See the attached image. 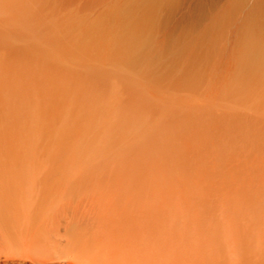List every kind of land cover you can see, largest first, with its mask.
Here are the masks:
<instances>
[{
  "label": "rangeland",
  "instance_id": "rangeland-1",
  "mask_svg": "<svg viewBox=\"0 0 264 264\" xmlns=\"http://www.w3.org/2000/svg\"><path fill=\"white\" fill-rule=\"evenodd\" d=\"M98 1L85 0L80 21L69 15L66 0H0V208L11 217L53 215V198L41 205L28 198L41 188L53 196L63 193L45 182H135L165 208L164 264L221 260L229 251L226 243L233 242L230 234L242 228L234 219L242 208L235 203L264 193L263 133L250 127L257 138L230 137L232 149L205 126H191L190 112L245 109L229 96L227 84L264 94V69L248 63L241 51L231 52L240 42L217 37L215 46L204 47L212 59L200 69L172 64L192 80L172 84L149 67L150 48L161 39L156 23H122L126 15L166 8L168 1ZM190 26L182 24L178 36L164 39L188 52L195 40ZM255 28L264 47V11ZM262 187V193L253 192ZM246 207L249 216L264 219V209ZM206 239L222 240L223 248L197 249L196 241ZM34 259L0 238V264Z\"/></svg>",
  "mask_w": 264,
  "mask_h": 264
},
{
  "label": "bare ground",
  "instance_id": "bare-ground-1",
  "mask_svg": "<svg viewBox=\"0 0 264 264\" xmlns=\"http://www.w3.org/2000/svg\"><path fill=\"white\" fill-rule=\"evenodd\" d=\"M167 1L166 8L156 5V9L151 6L149 10L141 8L126 15L122 22L131 20L138 25L144 24L141 26L156 23L161 39L150 48V69L163 72L161 75L171 78L172 84H191V78L181 71L176 73L172 64L182 63L188 70L200 69L212 59L211 52L205 51L204 47L215 46L213 39L217 37L227 44L240 42V49L233 44L231 52L241 51L248 63L257 70L264 69V47L258 42L255 28L260 12L264 11V0ZM66 7L69 15L82 21L87 8L85 0H66ZM189 23L188 35H195V40L187 52L179 42L171 39L178 36L182 24ZM165 37L171 39L167 41ZM227 91L229 96L243 101L245 109L229 105L217 114L194 107L190 112L191 126H205L215 140L226 141L232 149L230 137L257 138L248 131L250 127L261 131V141H264L263 91L233 82L227 84ZM156 127L161 126L158 123ZM137 147L133 144V148ZM116 160L125 161L122 157ZM45 183L50 189L63 193L53 196L41 188L30 191L28 198L38 205L53 198V215L11 217L0 208V238L7 248H14L19 254L33 253L34 264H164L167 239L162 226L165 208L156 198L146 195L142 186L128 181H72L61 186ZM209 185V191L215 188ZM263 187L253 192H261ZM253 198L235 203L242 208L234 216L236 221H241L242 228L230 234L233 242L226 243L229 251L225 258L208 259L207 264H264V219L249 216L245 211L246 206L255 212L264 209V193L254 201ZM222 229L218 225L217 235L224 232ZM222 243L220 239H206L197 240L195 246L202 250L208 244H215L221 251ZM63 255L67 258L63 259ZM41 257L52 260L42 262Z\"/></svg>",
  "mask_w": 264,
  "mask_h": 264
}]
</instances>
